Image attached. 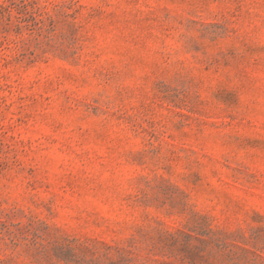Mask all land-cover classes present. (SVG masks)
Segmentation results:
<instances>
[{
    "label": "rangeland",
    "instance_id": "obj_1",
    "mask_svg": "<svg viewBox=\"0 0 264 264\" xmlns=\"http://www.w3.org/2000/svg\"><path fill=\"white\" fill-rule=\"evenodd\" d=\"M0 264H264V0H0Z\"/></svg>",
    "mask_w": 264,
    "mask_h": 264
}]
</instances>
